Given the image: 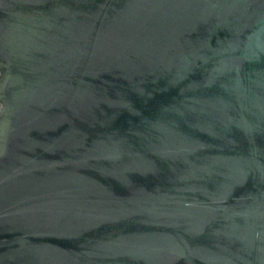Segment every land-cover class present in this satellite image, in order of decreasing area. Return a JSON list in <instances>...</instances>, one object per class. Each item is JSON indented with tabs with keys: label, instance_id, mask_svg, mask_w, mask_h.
Listing matches in <instances>:
<instances>
[{
	"label": "water",
	"instance_id": "obj_1",
	"mask_svg": "<svg viewBox=\"0 0 264 264\" xmlns=\"http://www.w3.org/2000/svg\"><path fill=\"white\" fill-rule=\"evenodd\" d=\"M0 264H264V0H0Z\"/></svg>",
	"mask_w": 264,
	"mask_h": 264
}]
</instances>
